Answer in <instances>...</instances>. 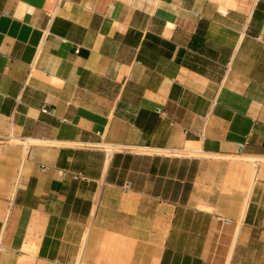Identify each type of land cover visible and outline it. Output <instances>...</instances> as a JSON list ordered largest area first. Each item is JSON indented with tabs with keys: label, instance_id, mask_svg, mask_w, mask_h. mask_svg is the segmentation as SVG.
Masks as SVG:
<instances>
[{
	"label": "crops",
	"instance_id": "1",
	"mask_svg": "<svg viewBox=\"0 0 264 264\" xmlns=\"http://www.w3.org/2000/svg\"><path fill=\"white\" fill-rule=\"evenodd\" d=\"M240 153L264 0H0V264H264Z\"/></svg>",
	"mask_w": 264,
	"mask_h": 264
},
{
	"label": "bare ground",
	"instance_id": "2",
	"mask_svg": "<svg viewBox=\"0 0 264 264\" xmlns=\"http://www.w3.org/2000/svg\"><path fill=\"white\" fill-rule=\"evenodd\" d=\"M177 153H180V152H177ZM183 154V153H182ZM187 154L188 155H191V156H194V155H197L196 153H189V152H187ZM200 154V153H199ZM176 155H178V154H176ZM180 155V154H179ZM201 155V154H200ZM238 157H240L239 159H243V160H247V161H252V162H255V163H259V161H264V159L263 160H260V159H258V158H256V157H253V156H247V155H243V154H239V156ZM237 158V157H236ZM257 170V169H256ZM257 176H258V172L257 171H255V173L253 174V180H252V182H251V188L249 189V191H248V195H247V199H246V202H245V210H246V207H247V204H248V201H249V198H250V194H251V191H252V187H253V185H254V182L256 181V179H257ZM244 210V211H245ZM244 213V212H243ZM244 217V216H243Z\"/></svg>",
	"mask_w": 264,
	"mask_h": 264
},
{
	"label": "rangeland",
	"instance_id": "3",
	"mask_svg": "<svg viewBox=\"0 0 264 264\" xmlns=\"http://www.w3.org/2000/svg\"><path fill=\"white\" fill-rule=\"evenodd\" d=\"M237 156H234L233 157V159H235V160H238V161H242L241 159H239L238 157L236 158ZM255 163V162H254ZM259 163H263V161H259ZM257 164V163H256ZM253 169H254V167H252ZM257 169H258V166H257ZM252 173H253V171H252ZM252 180H253V178H252Z\"/></svg>",
	"mask_w": 264,
	"mask_h": 264
},
{
	"label": "built area",
	"instance_id": "4",
	"mask_svg": "<svg viewBox=\"0 0 264 264\" xmlns=\"http://www.w3.org/2000/svg\"><path fill=\"white\" fill-rule=\"evenodd\" d=\"M2 250H4V247H2Z\"/></svg>",
	"mask_w": 264,
	"mask_h": 264
}]
</instances>
